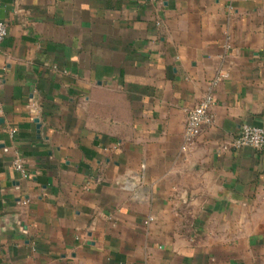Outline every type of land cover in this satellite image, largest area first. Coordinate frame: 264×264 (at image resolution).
Listing matches in <instances>:
<instances>
[{
  "label": "crops",
  "instance_id": "0c3cea01",
  "mask_svg": "<svg viewBox=\"0 0 264 264\" xmlns=\"http://www.w3.org/2000/svg\"><path fill=\"white\" fill-rule=\"evenodd\" d=\"M0 20V264H264V147L216 153L264 126V0H0Z\"/></svg>",
  "mask_w": 264,
  "mask_h": 264
},
{
  "label": "built area",
  "instance_id": "2783aa9c",
  "mask_svg": "<svg viewBox=\"0 0 264 264\" xmlns=\"http://www.w3.org/2000/svg\"><path fill=\"white\" fill-rule=\"evenodd\" d=\"M7 34L6 24L0 20V44ZM227 74L218 72L211 80L207 82L206 89L199 98L197 104L186 111L185 125L183 130L182 150L191 146L201 132V127L205 123H209L212 118L211 109L215 104L214 88ZM32 102V101H31ZM32 113L37 112L33 103L29 105ZM6 132L10 138L15 134L14 127H7ZM249 147L255 150H261L264 147V126L242 124L239 132L226 144L220 145L216 150L217 154H221L230 149H240ZM14 168L20 172L23 177H28L30 172L24 167L21 158L16 157L13 161ZM153 220L152 216H148L144 220V224H149Z\"/></svg>",
  "mask_w": 264,
  "mask_h": 264
},
{
  "label": "water",
  "instance_id": "95a60500",
  "mask_svg": "<svg viewBox=\"0 0 264 264\" xmlns=\"http://www.w3.org/2000/svg\"><path fill=\"white\" fill-rule=\"evenodd\" d=\"M33 121L36 123V129H37V131H39L40 123H39L38 118H34Z\"/></svg>",
  "mask_w": 264,
  "mask_h": 264
}]
</instances>
